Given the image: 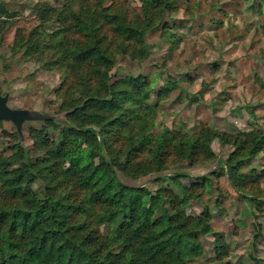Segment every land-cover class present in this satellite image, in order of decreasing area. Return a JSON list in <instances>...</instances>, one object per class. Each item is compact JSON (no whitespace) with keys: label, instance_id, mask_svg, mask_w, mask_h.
Wrapping results in <instances>:
<instances>
[{"label":"rangeland","instance_id":"374dc122","mask_svg":"<svg viewBox=\"0 0 264 264\" xmlns=\"http://www.w3.org/2000/svg\"><path fill=\"white\" fill-rule=\"evenodd\" d=\"M166 1L169 8L159 24V9L151 21L143 0H105L106 7H121L128 21L155 25L146 36L148 53L140 44L114 45L113 66L104 70L111 83L130 75L150 81L145 103L156 108L154 134L169 130L192 137L203 126L229 135L264 131V0ZM86 5V0H0L4 15L16 13L26 20L37 18L46 7L56 11L47 9V19L37 25L44 41L60 28L64 12H82ZM72 38L81 42L76 35ZM35 44L21 35L14 47L3 45L0 32V161L9 166L2 172L27 171V161L41 173L42 178L24 184L29 198L22 199L25 203L38 205L52 194L59 202L74 193L79 201L82 192L56 186L47 156L55 141L67 140V126L58 119L81 96L77 88L73 94L68 91L72 78L54 64V53ZM167 90L165 98L160 96ZM115 146L123 148L121 143ZM211 148L213 159H200L193 167L172 159L165 170L151 174L116 169L128 186L154 194L165 189L180 197L187 194L185 212L190 217L207 213L210 228L198 234L203 253L193 258L194 264H264V152L243 159L242 173L249 183L238 192L219 169L228 164L235 147L214 139ZM118 156L120 164H127L126 155ZM142 159L148 162V153ZM104 160L110 158L105 154Z\"/></svg>","mask_w":264,"mask_h":264},{"label":"trees","instance_id":"16d2710c","mask_svg":"<svg viewBox=\"0 0 264 264\" xmlns=\"http://www.w3.org/2000/svg\"><path fill=\"white\" fill-rule=\"evenodd\" d=\"M86 3L82 12L71 8L64 12L60 28L45 41L43 32H36L37 25L47 19V9L56 11L46 7L37 18L26 20L16 13L6 16L0 7L1 43L14 47L21 35L36 41L37 49L53 52L54 64L66 68L72 78L68 91L79 90L81 97L72 99L58 119L67 126V140L52 144L47 163L56 186L83 193L79 201L74 193L59 202L52 194L38 205L25 203L22 199L29 198L22 191L24 184L43 176L27 161V171L3 173L9 166L0 161V264H194L193 258L203 253L198 234L210 228L207 213L190 217L185 212L187 194L180 197L168 189L154 194L128 186L116 168L125 174L131 170L151 174L165 170L172 159L186 160L193 167L200 159H213L211 143L219 139L235 147L228 164L220 165V174L225 172L240 192L249 183L242 173L243 159L264 152V131L229 135L203 126L192 137L169 130L154 134L156 108L145 103L150 81L130 75L111 83L104 70L113 66L117 43L140 44L148 53L146 36L155 25L128 21L121 7H106L105 0ZM143 3L147 14L152 13L151 21L159 9L160 24L167 1ZM74 35L81 42L72 41ZM167 91L160 96L165 98ZM146 153L148 162L142 159ZM105 154L110 161L104 160ZM118 155H126L127 164H120ZM73 197L77 202L69 200ZM102 226L109 229L107 234Z\"/></svg>","mask_w":264,"mask_h":264},{"label":"water","instance_id":"95a60500","mask_svg":"<svg viewBox=\"0 0 264 264\" xmlns=\"http://www.w3.org/2000/svg\"><path fill=\"white\" fill-rule=\"evenodd\" d=\"M3 101H4V98L2 97V94H1V91H0V104L3 103ZM2 109H3V106H0V111H2ZM1 116H3V115H0V117Z\"/></svg>","mask_w":264,"mask_h":264},{"label":"crops","instance_id":"0c3cea01","mask_svg":"<svg viewBox=\"0 0 264 264\" xmlns=\"http://www.w3.org/2000/svg\"><path fill=\"white\" fill-rule=\"evenodd\" d=\"M259 100L261 101V99H259ZM255 107H256V106H255ZM258 107H262V106H260V105H257V108H258Z\"/></svg>","mask_w":264,"mask_h":264}]
</instances>
